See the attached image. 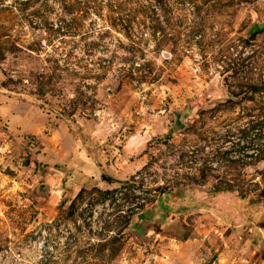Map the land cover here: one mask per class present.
I'll return each instance as SVG.
<instances>
[{"label":"rangeland","instance_id":"obj_1","mask_svg":"<svg viewBox=\"0 0 264 264\" xmlns=\"http://www.w3.org/2000/svg\"><path fill=\"white\" fill-rule=\"evenodd\" d=\"M0 264H264V0H0Z\"/></svg>","mask_w":264,"mask_h":264},{"label":"crops","instance_id":"obj_2","mask_svg":"<svg viewBox=\"0 0 264 264\" xmlns=\"http://www.w3.org/2000/svg\"><path fill=\"white\" fill-rule=\"evenodd\" d=\"M26 128H27V130H32L33 129V127H32V125H30L29 123H26ZM24 128V127H23ZM86 166L85 167H87V169H90L91 168V170H93V168L90 166H88L87 164H85ZM73 168V167H72ZM68 170H70V169H68ZM96 169H94L93 171L94 172H96L95 171ZM73 171H76L75 169L73 170ZM101 177V175H99L98 174V176H96V179L95 180H93V181H98L99 180V178ZM76 179H73V181H75ZM102 184H107V183H105V182H102Z\"/></svg>","mask_w":264,"mask_h":264}]
</instances>
